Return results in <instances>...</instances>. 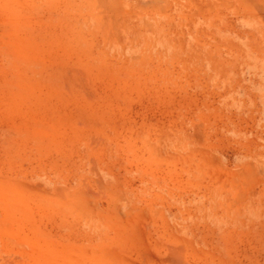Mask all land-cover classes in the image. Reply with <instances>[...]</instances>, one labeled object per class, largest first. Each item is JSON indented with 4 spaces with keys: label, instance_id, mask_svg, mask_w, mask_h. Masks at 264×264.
Listing matches in <instances>:
<instances>
[{
    "label": "rangeland",
    "instance_id": "1",
    "mask_svg": "<svg viewBox=\"0 0 264 264\" xmlns=\"http://www.w3.org/2000/svg\"><path fill=\"white\" fill-rule=\"evenodd\" d=\"M242 3L0 0V264H264Z\"/></svg>",
    "mask_w": 264,
    "mask_h": 264
},
{
    "label": "crops",
    "instance_id": "2",
    "mask_svg": "<svg viewBox=\"0 0 264 264\" xmlns=\"http://www.w3.org/2000/svg\"><path fill=\"white\" fill-rule=\"evenodd\" d=\"M246 5L242 3V15L237 20V23L241 24L242 36L246 32L248 33H259L262 30V22H264V3H256V0H246ZM244 7L250 9L249 13H245ZM253 12L258 15L259 18L255 17ZM249 35L247 41L249 42Z\"/></svg>",
    "mask_w": 264,
    "mask_h": 264
},
{
    "label": "bare ground",
    "instance_id": "3",
    "mask_svg": "<svg viewBox=\"0 0 264 264\" xmlns=\"http://www.w3.org/2000/svg\"><path fill=\"white\" fill-rule=\"evenodd\" d=\"M242 172V171H241ZM242 178V177H241Z\"/></svg>",
    "mask_w": 264,
    "mask_h": 264
}]
</instances>
